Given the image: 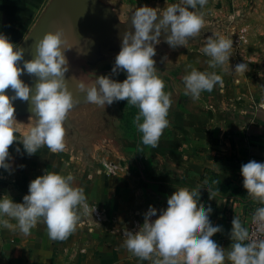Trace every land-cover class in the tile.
I'll return each mask as SVG.
<instances>
[{"label":"crops","instance_id":"1","mask_svg":"<svg viewBox=\"0 0 264 264\" xmlns=\"http://www.w3.org/2000/svg\"><path fill=\"white\" fill-rule=\"evenodd\" d=\"M51 5L55 11L46 16ZM101 7L107 13L103 21L100 20ZM136 9L126 4L122 7L115 0H0V32L22 48L31 40L34 51L30 60L35 55V43L45 33L57 29L62 30L66 44H79L89 41L82 37L86 28L96 35L90 39L97 44L95 51L99 50L100 43H105L115 52L121 48L124 32H134L131 16ZM160 43L154 57L157 73L160 67L164 71L177 70L184 76L190 71L186 70L189 64L200 69L196 56L188 54L189 51L180 54L179 47L165 49L163 41ZM99 54L96 52V56ZM65 55L68 71L78 73L81 67L77 70L71 67V59L75 57ZM20 78L30 86H34L37 79L26 72ZM67 85L70 91L77 86ZM5 91L13 94L10 87ZM75 91L80 90L76 87ZM164 91L171 94L170 123L156 147L144 145L142 140L135 142L132 136L119 129L117 101L105 107L79 103V110L68 115L66 121L80 123V126L90 123L92 130L70 132L67 129L63 152L52 153L44 146L29 156L20 141L9 146L12 170L0 168V196L7 193L15 202H23L31 180L45 170H64L65 174L74 175L76 186L84 188L90 207L96 205L103 213V220L96 223L88 213L81 212L75 231L63 241L50 239L43 222L28 236L19 229L0 228V264H151L128 251L124 246V233L139 229L149 206L157 209L158 217L175 190L183 189L191 194L205 183L217 194L209 199L208 190L201 188L200 204L211 206L212 224L222 226V231L212 239L226 249L230 247L235 215L247 226L249 210L261 206L243 187L240 170L250 160L264 162V111L259 110L254 99L242 100L236 95V89H228L225 84L222 91L217 90L219 95L216 91L215 98H205L202 94L199 99H193L190 94L185 95V86L179 89L176 82L167 85ZM13 104L19 129L16 135L22 139L35 125V119L30 118L34 113L28 101L17 99ZM101 110L109 112L113 120L114 129L109 128L105 135L94 129ZM69 138L90 141L86 147L83 144L70 146ZM112 142L119 146L120 152L118 148L111 152ZM17 146L20 152L16 151ZM101 159L114 165L113 175H103L99 168ZM204 175L206 179L202 183Z\"/></svg>","mask_w":264,"mask_h":264},{"label":"clouds","instance_id":"2","mask_svg":"<svg viewBox=\"0 0 264 264\" xmlns=\"http://www.w3.org/2000/svg\"><path fill=\"white\" fill-rule=\"evenodd\" d=\"M207 2L178 0L160 10L142 6L132 12L134 32H124L112 68L113 74L124 72L126 79L119 81L110 75L95 78L90 75L91 83L78 80L77 87L86 93L87 103L105 107L126 99L127 105L139 109L134 124L142 134V143L156 147L164 129L169 126L172 104L171 94L164 91L165 81L155 66L156 45L160 43L163 30L168 33L165 42L170 47H186L189 38L196 37L205 24L202 9ZM158 13L160 19L157 21ZM65 45L62 30L49 31L35 43L34 57L24 60V49L0 32V168L12 170L9 146L14 141H20L29 156L44 146L52 153L65 150L68 129L65 121L79 103L65 79L69 70L65 51L72 48ZM232 49V40L209 37L200 49L208 58V71L186 65V70L190 71L183 76L185 95L199 99L202 94H212L214 89L222 91L224 83L217 71L220 75L226 74L224 67L230 62ZM248 70L249 65L242 62L233 72L245 74ZM25 72L37 78L34 86L20 78ZM9 87L12 95L5 91ZM17 99L30 103L34 113L30 118L35 119V125L23 134L22 139L16 135L19 129L13 101ZM20 150L17 146L16 151ZM240 171L243 187L261 205L251 216L254 232H250L235 215L230 247L218 245L212 237L222 231V226L212 224L210 214L213 209L200 204V190L207 189L209 199H214L217 193L205 183L191 194L183 189L175 190L156 219L152 217L156 216L157 209L149 206L139 229L124 233V246L135 257L149 260L151 264H226V261L230 264H264V162L250 160ZM95 207L91 209L92 213ZM89 209L85 190L76 186L71 172L45 170L30 181L23 202H15L7 193L0 196V228L19 229L28 236L38 223L43 222L50 239L63 241L75 231L80 213H87Z\"/></svg>","mask_w":264,"mask_h":264},{"label":"rangeland","instance_id":"3","mask_svg":"<svg viewBox=\"0 0 264 264\" xmlns=\"http://www.w3.org/2000/svg\"><path fill=\"white\" fill-rule=\"evenodd\" d=\"M115 1L119 2V5L122 7L126 4L132 5V8L149 6L158 8V10L167 7V4L169 3L178 2V0ZM198 10L201 9L198 7ZM202 11L205 13V24L203 28L196 37L189 38L186 45L187 49H184V46H178L179 48L176 47L178 52H180V54H186L189 51L188 54L195 55L197 61L199 62V70L207 72L208 58L200 51V49L204 46L205 41L212 36L224 41L232 40L233 49L231 52L230 62L224 67V72L226 74L222 76L220 75V72L217 71V75L223 81L226 88L236 89V95L241 97L242 100L254 99V102L257 103L259 110L264 111V0H208ZM158 15L160 14L158 13ZM159 19L160 18L157 17V21ZM167 34L168 33L163 35L161 34L159 37L160 42L163 41V47L165 49L169 47V45L165 42ZM160 44L162 43H159L156 46H160ZM94 46L96 47L90 50L88 49L85 52V56L83 58L71 59V63H73V66L71 65V67L75 70L80 67L81 69L78 73H74V71L67 72V76L70 78L68 83L77 85V82L80 79H84L86 83H91V81L88 80L90 75L92 78L101 75H110L113 79H117L119 81L126 79V74L124 72H119L118 74L112 73L115 57L121 48H118V50H115L114 52L113 48L109 49L106 44H99V50L95 51L97 45ZM96 52H100L99 56H96ZM91 55H94V60L90 57ZM242 62L249 65V70L245 74L233 72L235 70V66ZM158 74H160L161 78L165 81L164 90L167 85H172V82H176L179 89L183 88V76L182 74L179 75L177 70L173 69L164 71L163 69L160 70L159 67ZM76 87H73V95H76L75 98L79 100V103L86 105V93L75 91ZM217 90L218 88L214 89L210 95L203 94V97L215 98ZM180 94H183L182 91H180ZM219 94L220 93L217 95ZM256 97L258 99H256ZM117 102L119 103L121 124L119 129L132 136L135 142L139 141L142 134L137 130L136 125L134 124V117L138 113L139 109L134 105H127L126 99ZM79 103L76 108L69 112L68 115L75 114V111L79 110L77 109L80 106ZM128 112H134V115L129 117L127 116ZM99 118V123L94 124V129L96 131L105 135L109 128L110 130L114 129L112 124L113 120L111 121V114L109 112L101 110ZM65 124L70 132H77L80 130L88 132V130H92V124H86V122L80 126V123H74L68 120ZM115 129H118V127L116 126ZM89 141L90 139L87 138L81 140L69 138V145L77 146L78 144H83V146L86 147V143L88 144ZM110 146L111 147L109 149H111V152H114L117 148L119 152L121 151L116 143H113ZM103 162L111 164L106 159H101L99 164L100 169Z\"/></svg>","mask_w":264,"mask_h":264},{"label":"water","instance_id":"4","mask_svg":"<svg viewBox=\"0 0 264 264\" xmlns=\"http://www.w3.org/2000/svg\"><path fill=\"white\" fill-rule=\"evenodd\" d=\"M53 4V3H52ZM52 6V5H51ZM50 6V7H51ZM49 7V8H50ZM55 11V9H54V6H52L50 9H48L47 10V13H46V16H49L52 12H54ZM85 14V15H84ZM84 16H85V18H84V20H85V22L87 21V19H86V13L84 12ZM106 14L107 13H105V11H103V7H101V10H100V20L101 21H103V20H105L106 18H105V16H106ZM56 23H58V22H56ZM82 37L84 38V39H89V41H85V42H83V43H79V44H75V43H67L65 46H67V45H71L72 46V48L71 49H68V50H66L65 51V54H70L71 56H74L75 58H83L85 55H84V53L89 49H92V47L94 46V45H97V44H93V43H91L90 42V39L91 38H95L96 37V35H92L91 34V32L89 31V30H87L86 28H85V32L83 33V35H82ZM100 44H103V43H100ZM105 44V43H104ZM107 45V44H106ZM108 47V46H107ZM23 49H24V60H30V55L33 53V51H34V43L31 41V40H29L25 45H24V47H23ZM76 52H81V53H83V54H75ZM90 57H92V55L90 56ZM22 64H23V61H21L20 62V65L22 66ZM65 79H66V81H67V83H68V81L70 80V78L67 76V74L65 75ZM7 93H10V91H8Z\"/></svg>","mask_w":264,"mask_h":264},{"label":"built area","instance_id":"5","mask_svg":"<svg viewBox=\"0 0 264 264\" xmlns=\"http://www.w3.org/2000/svg\"><path fill=\"white\" fill-rule=\"evenodd\" d=\"M134 115V112L130 113L128 112L127 116H133ZM141 140V137L139 139V141ZM101 172L103 173L104 176H111L115 173V167L113 164H109L107 162H103L102 163V167H101ZM204 179H206V175L203 176V180H202V183L204 182ZM94 208V207H90L89 211L87 212L93 219L96 223H101L102 220H103V213L101 210H99L98 208L95 207V210L91 211V209ZM257 207H255L254 209L252 210H249L248 212V215H247V227L249 228L250 232H254L255 230V225H253L251 223V216H252V213L254 212V210L256 209ZM157 217L156 216H153L152 219H156ZM136 222L133 221V224H135Z\"/></svg>","mask_w":264,"mask_h":264}]
</instances>
